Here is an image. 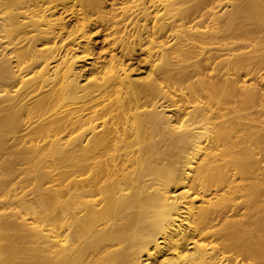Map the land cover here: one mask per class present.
<instances>
[{
    "label": "bare ground",
    "instance_id": "6f19581e",
    "mask_svg": "<svg viewBox=\"0 0 264 264\" xmlns=\"http://www.w3.org/2000/svg\"><path fill=\"white\" fill-rule=\"evenodd\" d=\"M138 1L0 0V264H264V0Z\"/></svg>",
    "mask_w": 264,
    "mask_h": 264
},
{
    "label": "rangeland",
    "instance_id": "374dc122",
    "mask_svg": "<svg viewBox=\"0 0 264 264\" xmlns=\"http://www.w3.org/2000/svg\"><path fill=\"white\" fill-rule=\"evenodd\" d=\"M134 1H136V3H133ZM101 2H102L103 11H105L107 14H110L109 12L112 13V11H114L112 9H117V7H119L120 3H122V0L116 1V3H117L116 6H114L115 2L112 0H101ZM125 6H128V7L130 6L131 10L135 11L136 8H139V1L138 0H131V3L129 2ZM113 13H114V15H116L118 13V10L114 11ZM134 14H136V13H134ZM133 15L131 17H133ZM116 17L113 20V21H117V24H115V25L112 23L113 21L108 22L106 24L100 20L98 23H93V25L90 27V32L88 35H89L90 44L92 45V50H93L92 54H94L93 55L94 57L91 55L89 57H86V59H90L92 57L91 59L94 58V59H96V61L98 63L102 64V63H105L107 60H109V57L116 56V57H119L121 59L124 67L130 71V74H132L138 78H142V79L147 77V76H153V73H155V69H154L153 65L156 63V62L155 63L153 62L155 59V51L154 50H152V51L148 50L149 47L146 46V44H145L146 40L144 42L138 43V41H136V38H135V40L133 39L134 37L129 38V40L127 39L128 42L130 41L129 43H131V41H132V43L130 44V46H128L126 48V50L124 49V51H121L122 40H124V38L127 37L132 32L135 36L136 31H134V30L132 31L131 26H130V24H131L130 19L122 21L121 16L120 17L118 16L117 18ZM69 18L70 17H67V19H65V20L67 22L70 20L71 21L73 20L72 17H71V19H69ZM118 29H119V31H118ZM129 30H131V32ZM116 31H118L119 33H117ZM133 34H131V35H133ZM84 41H86V40L85 39L81 40V42H84ZM166 41H168L167 43L169 44V39H167ZM119 44H121V47ZM190 61H192V60H190ZM87 63H90V61H88ZM99 66L100 65L98 64L97 67H99ZM88 69L89 68L86 67V69H84V71L88 70ZM177 94H179V93H177ZM170 98L173 100L175 99L172 96H170ZM161 101L163 102L164 106L167 104L168 105L173 104L172 102L170 103V102L166 101V103H167L166 104V103H164L163 100H161ZM159 103H161V102H159ZM176 104H177L176 106H179L178 108L181 107L180 110L185 107V105L181 102L176 103ZM172 108L174 109L175 106ZM173 109H171V110H173ZM180 110H177L176 112L180 113ZM168 113L171 114L170 112H168ZM260 122H262V120H260ZM263 126L264 125L262 123L258 124V128L259 127L262 128ZM191 192L192 191L190 190V193ZM196 205L199 206L200 202L196 201ZM196 237L194 239H190L188 242L196 241L197 238L200 241L201 236H200V238L199 237L196 238ZM202 238L203 239H201V240H205V242L200 241L202 244L207 242L206 245L210 243L211 245H214L217 248L221 247V245H220V247H218L219 241H215L214 239L212 240V238H210L208 240L209 237H207V239H206L205 237L202 236ZM214 242H216V243H214ZM208 246L210 247V245H208ZM217 248H215L216 252H219L217 250H220L221 253L223 252V251H221V248L220 249H217ZM227 253L222 254L223 259H227L229 254H231V253H228V254ZM175 254H176V251H173V250L168 251V256L169 255L175 256ZM226 255H228V256H226ZM230 256L231 257H229L228 259L233 258L232 254Z\"/></svg>",
    "mask_w": 264,
    "mask_h": 264
}]
</instances>
